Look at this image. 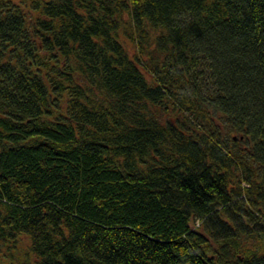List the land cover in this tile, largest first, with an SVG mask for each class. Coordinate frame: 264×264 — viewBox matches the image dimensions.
I'll return each instance as SVG.
<instances>
[{
	"label": "trees",
	"instance_id": "1",
	"mask_svg": "<svg viewBox=\"0 0 264 264\" xmlns=\"http://www.w3.org/2000/svg\"><path fill=\"white\" fill-rule=\"evenodd\" d=\"M23 236L264 264V0H0V249Z\"/></svg>",
	"mask_w": 264,
	"mask_h": 264
},
{
	"label": "rangeland",
	"instance_id": "2",
	"mask_svg": "<svg viewBox=\"0 0 264 264\" xmlns=\"http://www.w3.org/2000/svg\"><path fill=\"white\" fill-rule=\"evenodd\" d=\"M127 45L131 47L130 42L126 41ZM18 247L9 248L3 245L0 249V260L3 264H37L35 262V257L31 258L30 253L27 250L29 240L27 237L23 236L19 241Z\"/></svg>",
	"mask_w": 264,
	"mask_h": 264
},
{
	"label": "built area",
	"instance_id": "3",
	"mask_svg": "<svg viewBox=\"0 0 264 264\" xmlns=\"http://www.w3.org/2000/svg\"><path fill=\"white\" fill-rule=\"evenodd\" d=\"M200 222L199 221H197V225L199 224Z\"/></svg>",
	"mask_w": 264,
	"mask_h": 264
}]
</instances>
